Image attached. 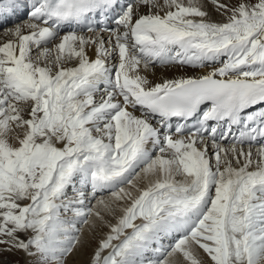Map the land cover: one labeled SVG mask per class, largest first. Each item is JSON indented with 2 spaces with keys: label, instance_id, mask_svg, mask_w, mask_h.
I'll list each match as a JSON object with an SVG mask.
<instances>
[{
  "label": "snow or ice",
  "instance_id": "obj_1",
  "mask_svg": "<svg viewBox=\"0 0 264 264\" xmlns=\"http://www.w3.org/2000/svg\"><path fill=\"white\" fill-rule=\"evenodd\" d=\"M0 37V264L84 226L86 264H264V0H0Z\"/></svg>",
  "mask_w": 264,
  "mask_h": 264
},
{
  "label": "bare ground",
  "instance_id": "obj_2",
  "mask_svg": "<svg viewBox=\"0 0 264 264\" xmlns=\"http://www.w3.org/2000/svg\"><path fill=\"white\" fill-rule=\"evenodd\" d=\"M162 2V0H161ZM209 11H211V9L209 8ZM212 18L214 20H219L221 19L219 16H217L215 13L212 14ZM2 38V37H0ZM189 74H193V73H189ZM179 75H183V73H180V72H172V71H168V72H163V71H157L155 73L154 76H150V79L153 80V82H160L162 79L164 78H172L173 76H179ZM138 114V113H137ZM137 183L140 185V186H143V181L142 180H139L137 181ZM131 190V189H129ZM133 194L135 195V192H133ZM121 206H126V205H121ZM113 207H116L115 205H113ZM116 209L118 210V213L120 215H122V213L119 211V208L116 207ZM98 211H100L101 213L104 212V210L102 208H99L97 209ZM116 214V213H115ZM119 215V216H120ZM111 216V215H110ZM115 217V216H114ZM94 221H95V217L92 218ZM112 220V218H111ZM97 224H99V221H96ZM111 223V222H110ZM116 223V222H115ZM114 223V224H115ZM100 228V227H99ZM108 232V231H107ZM106 232V233H107ZM98 233V232H97ZM96 234V232H95ZM105 234L103 233V236ZM84 236H85V239L89 241L87 247L81 252V253H78L76 256H74L72 259L75 260V261H79L80 264H86L87 260H88V257L91 255L92 253V250L97 246H94L92 243L94 242V238H95V235L93 236L91 233H90V230L88 228V226H84ZM101 238H103L101 236ZM98 240V239H97ZM97 243V242H96ZM203 255V254H202ZM205 260L207 259L206 257H204ZM69 264H72V261L69 262Z\"/></svg>",
  "mask_w": 264,
  "mask_h": 264
},
{
  "label": "rangeland",
  "instance_id": "obj_3",
  "mask_svg": "<svg viewBox=\"0 0 264 264\" xmlns=\"http://www.w3.org/2000/svg\"><path fill=\"white\" fill-rule=\"evenodd\" d=\"M116 206V205H115ZM116 208V207H115ZM115 213L116 214H114V216L113 215H108V214H106L105 212H103V213H101L102 215H105V219L106 220H108L109 222H111L112 224H114L115 222H116V218H118L119 217V213H118V210L116 209V211H115ZM111 218H112V220H111ZM108 231V228H106V227H100V228H98L97 229V231H96V234H95V238H94V242L92 243L94 246H96L97 245V241L98 240H100V239H102L101 238V236L103 237V233L104 234H106V232ZM98 232V233H97ZM98 239V240H97ZM73 261H75V260H73Z\"/></svg>",
  "mask_w": 264,
  "mask_h": 264
}]
</instances>
